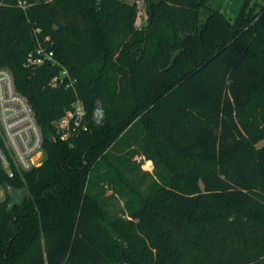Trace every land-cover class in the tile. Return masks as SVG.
<instances>
[{"label":"trees","instance_id":"16d2710c","mask_svg":"<svg viewBox=\"0 0 264 264\" xmlns=\"http://www.w3.org/2000/svg\"><path fill=\"white\" fill-rule=\"evenodd\" d=\"M28 1L0 0V67L46 156L13 176L0 164V264H264V3L232 20L212 0H144L137 25V0ZM35 27L73 86L50 85L58 64L26 65ZM77 99L89 128L63 140Z\"/></svg>","mask_w":264,"mask_h":264},{"label":"built area","instance_id":"2783aa9c","mask_svg":"<svg viewBox=\"0 0 264 264\" xmlns=\"http://www.w3.org/2000/svg\"><path fill=\"white\" fill-rule=\"evenodd\" d=\"M35 3L18 0L23 9ZM41 28L35 27L37 45L26 57V65L38 67L48 61L58 64L60 70L51 80V86L74 85L69 70L56 58L52 49V40L45 36L44 42L38 38ZM87 111L81 99H77L64 115L55 123L56 135L69 140L82 131L88 130ZM43 132L37 121L34 110L28 99L21 94L15 85L12 72L0 67V164L13 176L18 171H28L42 162ZM4 190L0 187V199Z\"/></svg>","mask_w":264,"mask_h":264},{"label":"rangeland","instance_id":"374dc122","mask_svg":"<svg viewBox=\"0 0 264 264\" xmlns=\"http://www.w3.org/2000/svg\"><path fill=\"white\" fill-rule=\"evenodd\" d=\"M246 0H212V6L214 8L220 9L224 14L230 17L232 20L237 16L238 12L244 5ZM250 4L253 6L256 3H264V0H249ZM139 12L137 17V25H141L147 19L146 5L144 0H137ZM207 11H203L202 18L205 17ZM42 161L46 156L44 150L41 151ZM137 162L141 165V170L135 171L133 179L138 180L142 179L141 189L144 192H148L152 186L154 180V165L153 162L144 159L142 156L135 157ZM136 174V176H135ZM140 188V187H139ZM108 197L106 201L108 203V208L112 216H124L128 217V211L125 208V196L121 194H115L112 192V189L107 186ZM5 196V192H2V198Z\"/></svg>","mask_w":264,"mask_h":264},{"label":"water","instance_id":"95a60500","mask_svg":"<svg viewBox=\"0 0 264 264\" xmlns=\"http://www.w3.org/2000/svg\"><path fill=\"white\" fill-rule=\"evenodd\" d=\"M56 28H58V26H56ZM180 33L184 37H188L189 36L188 33H186L182 28H180ZM101 110H102V108H101ZM215 132L218 133V129H216ZM8 194L11 195V196H14V191H13V189L11 187H8Z\"/></svg>","mask_w":264,"mask_h":264},{"label":"crops","instance_id":"0c3cea01","mask_svg":"<svg viewBox=\"0 0 264 264\" xmlns=\"http://www.w3.org/2000/svg\"><path fill=\"white\" fill-rule=\"evenodd\" d=\"M147 160V159H146ZM149 161H151V160H149ZM152 162V161H151Z\"/></svg>","mask_w":264,"mask_h":264}]
</instances>
